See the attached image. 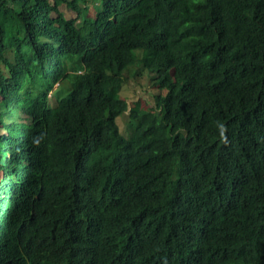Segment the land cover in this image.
<instances>
[{"label":"trees","instance_id":"obj_1","mask_svg":"<svg viewBox=\"0 0 264 264\" xmlns=\"http://www.w3.org/2000/svg\"><path fill=\"white\" fill-rule=\"evenodd\" d=\"M0 264H264V0H0Z\"/></svg>","mask_w":264,"mask_h":264},{"label":"rangeland","instance_id":"obj_2","mask_svg":"<svg viewBox=\"0 0 264 264\" xmlns=\"http://www.w3.org/2000/svg\"><path fill=\"white\" fill-rule=\"evenodd\" d=\"M67 18L75 17L76 12L69 10L65 5L59 7ZM148 76L145 75L142 79H139L137 84L136 79L132 75H128V81L124 87H122L120 95L127 99L128 103L132 101L140 100L142 105L152 106L154 103V93L155 91L148 86ZM141 85V86H140ZM121 117L117 118L120 124L121 131H125Z\"/></svg>","mask_w":264,"mask_h":264}]
</instances>
